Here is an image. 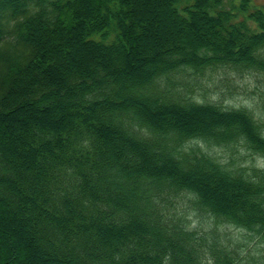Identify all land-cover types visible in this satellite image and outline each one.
I'll use <instances>...</instances> for the list:
<instances>
[{
	"label": "trees",
	"instance_id": "trees-1",
	"mask_svg": "<svg viewBox=\"0 0 264 264\" xmlns=\"http://www.w3.org/2000/svg\"><path fill=\"white\" fill-rule=\"evenodd\" d=\"M225 2L0 0V264H264V123L186 85L264 75Z\"/></svg>",
	"mask_w": 264,
	"mask_h": 264
},
{
	"label": "rangeland",
	"instance_id": "rangeland-1",
	"mask_svg": "<svg viewBox=\"0 0 264 264\" xmlns=\"http://www.w3.org/2000/svg\"><path fill=\"white\" fill-rule=\"evenodd\" d=\"M238 0H226L224 7L232 9L236 13L237 19H246L253 27L257 24L249 20V12L255 8L264 7V0H251L248 10L238 8ZM199 79H190L186 82L190 95L197 99H202L205 96L207 100L214 101L225 106L235 108L245 107L251 111L257 119L264 123V75L261 72H235L231 69L217 68L214 71L208 70L203 74L198 75ZM201 95V96H200ZM264 132V124H262ZM237 148L241 151L242 164L247 167L256 166L258 169H264V157L257 155L254 151L245 149L241 143H238ZM207 148V147H206ZM211 152L215 157L222 161H227L230 158L232 150L239 152L237 149H224L221 146L210 147ZM240 155V154H239ZM237 157V156H236ZM227 162H230L227 161ZM240 162H233L234 167ZM205 220L206 217H203ZM232 235H244L247 231L234 226L227 228Z\"/></svg>",
	"mask_w": 264,
	"mask_h": 264
}]
</instances>
